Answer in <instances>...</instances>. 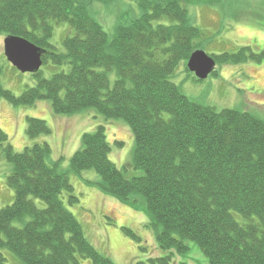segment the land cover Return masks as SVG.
<instances>
[{
  "label": "trees",
  "instance_id": "16d2710c",
  "mask_svg": "<svg viewBox=\"0 0 264 264\" xmlns=\"http://www.w3.org/2000/svg\"><path fill=\"white\" fill-rule=\"evenodd\" d=\"M111 1L0 0V34L22 36L45 49L43 63L67 66L48 78L36 72L37 83L15 95L2 83L0 64V99L15 105L49 99L57 113L93 107L107 118H122L134 135L133 164L143 170L128 177L110 159L104 124L82 135L68 170H61L63 158L49 160L48 141L16 152L0 127V146L12 164L7 184L15 191L14 201L0 209V264H7L3 247L27 264H81L79 256L92 264H117L86 237L65 205L64 194L70 204L79 201L70 172L86 169L101 177L88 183L150 216L146 225L168 252L157 258L161 264H175L174 254L186 253L189 241L210 264H264V120L192 101L170 79L201 48L203 30L186 4L214 0H133L139 12H121L109 34L94 11L97 2ZM54 22L75 30L63 38L64 50L50 41ZM262 56L264 51L257 54L250 46L213 55L221 64ZM26 131L36 138L51 128L28 116ZM125 231L141 241L135 230Z\"/></svg>",
  "mask_w": 264,
  "mask_h": 264
},
{
  "label": "rangeland",
  "instance_id": "374dc122",
  "mask_svg": "<svg viewBox=\"0 0 264 264\" xmlns=\"http://www.w3.org/2000/svg\"><path fill=\"white\" fill-rule=\"evenodd\" d=\"M186 6L193 23L203 30L199 41L207 54L236 52L244 46H250L257 54L263 53L264 0H214L213 3L193 2ZM95 8L94 15L109 34H112L121 12L127 9L139 12L133 0H113L108 4L97 2ZM260 30L262 32L258 33ZM74 32L68 22H54L50 41L58 50H64L63 38ZM5 37V34H0L2 83L15 95H20L26 87L35 85L38 77L35 73L20 71L8 60L4 51ZM186 64L181 61L170 79L192 101L215 107L218 111L225 108L249 111L264 120V56L261 60L217 63L216 73L203 80H196ZM62 69H67V66L48 61L42 64L39 72L48 78ZM110 78L113 82L114 73H110ZM28 116L46 120L51 133L29 137L26 131ZM100 124L106 126V134L112 144L110 159L128 177L141 175L143 170L133 164L134 135L124 119L107 118L93 107L74 113H57L49 99H41L33 105H15L5 98L0 99V127L8 134V142L14 150L21 152L34 142L48 141L52 147L49 160L54 162L63 158L61 170L69 169L70 158L82 146V135L95 131ZM11 169L12 164L0 146V209L14 201L15 191L7 184ZM100 179L93 169L83 170L80 174L70 172L74 194L79 201L70 204L68 196H63L65 205L82 224L86 237L117 264H161L158 259L168 252L159 246L155 230L146 225L150 216L87 182ZM36 202L39 206L45 204L41 199H36ZM234 215L241 222L247 220L236 212ZM14 224L21 225V222ZM127 228L135 230L141 241L127 233ZM189 242L190 249L186 253L174 254V263L210 264L199 245ZM1 251L7 264H27L9 248L3 247ZM79 258L81 264H92L89 258Z\"/></svg>",
  "mask_w": 264,
  "mask_h": 264
},
{
  "label": "water",
  "instance_id": "95a60500",
  "mask_svg": "<svg viewBox=\"0 0 264 264\" xmlns=\"http://www.w3.org/2000/svg\"><path fill=\"white\" fill-rule=\"evenodd\" d=\"M4 51L8 60L22 72L36 73L43 64L45 49L18 35H7L4 39ZM216 59L203 49H197L187 61L188 69L203 80L216 68Z\"/></svg>",
  "mask_w": 264,
  "mask_h": 264
},
{
  "label": "crops",
  "instance_id": "0c3cea01",
  "mask_svg": "<svg viewBox=\"0 0 264 264\" xmlns=\"http://www.w3.org/2000/svg\"><path fill=\"white\" fill-rule=\"evenodd\" d=\"M264 30V29H263ZM258 33H261L262 32V30H260V31H257Z\"/></svg>",
  "mask_w": 264,
  "mask_h": 264
}]
</instances>
